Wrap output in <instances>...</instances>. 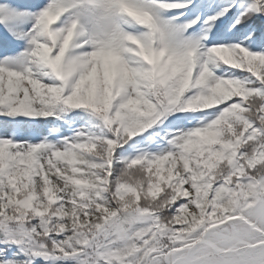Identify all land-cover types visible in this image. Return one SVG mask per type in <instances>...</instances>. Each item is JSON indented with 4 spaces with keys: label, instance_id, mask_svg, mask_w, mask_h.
Masks as SVG:
<instances>
[{
    "label": "snow or ice",
    "instance_id": "obj_1",
    "mask_svg": "<svg viewBox=\"0 0 264 264\" xmlns=\"http://www.w3.org/2000/svg\"><path fill=\"white\" fill-rule=\"evenodd\" d=\"M0 264H264V0H0Z\"/></svg>",
    "mask_w": 264,
    "mask_h": 264
}]
</instances>
